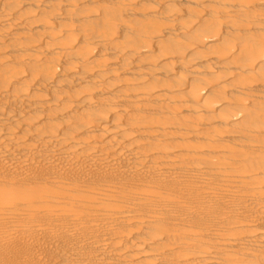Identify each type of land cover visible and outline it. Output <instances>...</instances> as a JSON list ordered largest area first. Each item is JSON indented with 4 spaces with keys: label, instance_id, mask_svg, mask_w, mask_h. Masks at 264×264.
Returning a JSON list of instances; mask_svg holds the SVG:
<instances>
[{
    "label": "bare ground",
    "instance_id": "1",
    "mask_svg": "<svg viewBox=\"0 0 264 264\" xmlns=\"http://www.w3.org/2000/svg\"><path fill=\"white\" fill-rule=\"evenodd\" d=\"M0 264H264V0H0Z\"/></svg>",
    "mask_w": 264,
    "mask_h": 264
}]
</instances>
